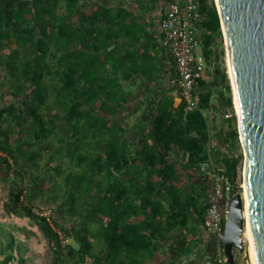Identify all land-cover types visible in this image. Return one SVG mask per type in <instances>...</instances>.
<instances>
[{"label":"trees","instance_id":"1","mask_svg":"<svg viewBox=\"0 0 264 264\" xmlns=\"http://www.w3.org/2000/svg\"><path fill=\"white\" fill-rule=\"evenodd\" d=\"M110 1L115 4L0 0V152L13 160L11 165L0 155V165L20 175L23 161L34 171L48 149L50 162L66 159L72 166L70 187L62 195L40 181L53 204L44 195L45 205L32 203L33 192L26 202L19 200L21 190L15 198L24 214L39 223L54 264H147L168 242L170 231L178 236L186 231L187 240H178L181 247L191 238L199 243L210 201L208 176L200 164L210 157L234 182L233 194L242 191L237 169L243 154L231 87L219 61L224 39L215 5L200 0L199 38L210 81L196 79V106L188 108L182 100L175 106L164 95L155 101L152 92L144 101L155 103L157 113L149 126L129 136L120 116L132 95L126 86L134 74H144L147 83L167 91L164 65L157 59L163 57L161 32L153 19L143 21L127 10L128 1L143 6V0ZM7 94L12 98L5 103ZM205 112L231 113L218 141L219 160ZM53 135L54 149L48 141ZM32 205L51 210L53 227L33 213ZM54 227L78 246L62 244ZM179 246L173 248L177 256L192 250Z\"/></svg>","mask_w":264,"mask_h":264},{"label":"water","instance_id":"2","mask_svg":"<svg viewBox=\"0 0 264 264\" xmlns=\"http://www.w3.org/2000/svg\"><path fill=\"white\" fill-rule=\"evenodd\" d=\"M214 2L224 39L226 72L243 152L242 179L244 176L249 197L257 261L264 264V0ZM159 8L161 10V5ZM244 207L243 191L233 194L220 238L229 264H235L233 246L244 250L241 264H251ZM11 235L12 230L8 232V236Z\"/></svg>","mask_w":264,"mask_h":264},{"label":"crops","instance_id":"3","mask_svg":"<svg viewBox=\"0 0 264 264\" xmlns=\"http://www.w3.org/2000/svg\"><path fill=\"white\" fill-rule=\"evenodd\" d=\"M96 3H100L103 0H89ZM110 4H115V2H111L108 0ZM145 8L140 7V5H137L132 2H127V10L133 15L141 18L143 21H150L153 19L155 22V30H157V33L159 34V19H160V5L161 0H143L141 3ZM152 4H156L155 8L152 7ZM150 6V10H146V7ZM201 50V48H200ZM151 55L156 56L154 51H151ZM158 56V55H157ZM158 61H162L165 69V81L163 84H165V87L167 91H159L157 87L153 83H147L144 79V74L137 73L134 74L131 81L127 84L126 89L132 92V95L128 101V104L126 105V108L121 112V118L124 119L125 124L127 125L129 131V136H135L136 132H139V130L142 127L149 126V122L154 114H156V104L155 103H147L144 101L145 98L150 99L151 93L155 96V101L161 95L168 96L173 100V103L175 106L179 105L182 101L178 94L176 93L175 89L169 85L168 78L170 76H173V65L171 60L166 57L158 56ZM161 63V62H160ZM211 69V68H210ZM210 73H208L207 69L203 75V80L206 82L210 81ZM228 78V76H227ZM229 80V79H228ZM148 95V96H147ZM147 96V97H146ZM153 101V100H152ZM207 113V112H205ZM207 114H210V127H211V145L215 146V155L214 157L216 160H219L221 156L218 154V149L220 148L219 139H222V133L223 130L222 126L224 125V120H226V115H221L220 112H208ZM51 140V138H50ZM49 141V140H48ZM41 146L44 145V143H40ZM57 145V142L55 141L54 144H52V148L54 149ZM51 153L48 149L43 151V154H45L44 163L45 168L49 170L57 169L58 165L57 163H61V173H59L57 170H55L57 173L52 175L48 174L47 177H39L37 178L36 172L39 171L41 168H35L34 171L29 169V166L25 164L23 161H19L21 174L17 175L12 174L9 168H7V165L2 163L0 165V264H54L55 263V257L52 255L50 256L47 252V247L50 248V243L44 238V236L40 233V231H36L34 234L30 232L29 230L31 228L27 227L28 225L33 224L30 217H27L23 210L19 208L17 216L14 218V215L10 214V219L8 218V215L6 214V207H8L10 204H12V199L16 202V196L19 190H21L19 194V200L20 196L23 195V200L25 201L26 198L29 195V192H33L35 194V198L32 203L40 204L41 205V199L43 195L45 196V189H43L42 185L40 184L39 180H46L45 185L49 186L51 188H54V192L56 191L59 195H62L63 192L67 189H69L70 184L68 182V179L70 177V172L72 170L71 164L65 159L62 162L58 160H53L52 162L49 161L47 158V155ZM42 154V155H43ZM0 155L7 160V162L11 163L13 165V160L6 156L5 153L0 152ZM41 155V157H42ZM40 157V158H41ZM39 159L35 164L39 166ZM49 163V164H48ZM30 165V164H29ZM48 166V168L46 167ZM7 169H6V168ZM14 167V166H13ZM5 169L3 171L2 169ZM18 169L17 167H15ZM127 177V176H126ZM63 178L64 182L63 184H60L59 181ZM104 179V178H103ZM72 180V179H71ZM191 181V180H189ZM195 181V182H194ZM43 182V181H42ZM193 184L194 188H196V192L198 191V182L194 178H192V181L190 182ZM59 186V190L56 188ZM89 186H91L89 184ZM50 188V189H51ZM53 192V191H52ZM96 196V194L94 193ZM100 198L104 195V193H99ZM209 195H211V191L209 190ZM44 201H47L50 204H53L51 202V199L48 198V196L44 197ZM26 202V201H25ZM18 204V203H17ZM44 203H42L43 205ZM45 205V204H44ZM63 207V206H62ZM64 209V207L62 208ZM65 210V209H64ZM15 219V220H11ZM60 223L62 225H68L70 224L66 221L60 220ZM190 226L195 225V221H190ZM35 227V225H32ZM189 226V227H190ZM59 229L61 228L60 225L58 226ZM38 229V228H37ZM4 230L6 231L7 235L5 234ZM12 230V235L10 238H8V232ZM185 230H183L181 233L183 235H179L175 231H170V234L168 235V242L163 244V247L160 246L159 252L156 253V256L151 261H148L147 264H159L158 261L160 259L162 260L163 264H189V260L187 259L188 255L192 254L193 252L198 250V237L197 238H191L189 241L185 242V245L182 247L179 246L180 242L183 240H187L185 238ZM3 233L5 238L8 240H5L3 238ZM44 234V233H43ZM69 241L70 238H68ZM179 240V241H178ZM195 243V248H190V243ZM171 247V252L164 251L167 247ZM181 251V249H192L188 253H184L182 255L177 256L176 250L173 248H178ZM174 250V251H173ZM171 254H170V253ZM181 254V253H180Z\"/></svg>","mask_w":264,"mask_h":264},{"label":"built area","instance_id":"4","mask_svg":"<svg viewBox=\"0 0 264 264\" xmlns=\"http://www.w3.org/2000/svg\"><path fill=\"white\" fill-rule=\"evenodd\" d=\"M161 3L160 45L163 56L171 60L174 70L169 83L186 106L192 108L197 104L194 96L196 79L203 77L207 65L200 50V0H161ZM230 115L231 113L226 114L227 117ZM214 160L210 157L200 164L201 171L208 176L211 191L209 204L203 214V229L216 243L215 264H229L220 238L224 233V222L229 213L234 182L217 167ZM239 186L241 187L240 183ZM20 200H23V195L20 196ZM31 207L35 215L44 218L53 227L49 208L41 209L37 205ZM54 230L59 235L61 243L67 244L68 238L64 237L61 230L55 227Z\"/></svg>","mask_w":264,"mask_h":264},{"label":"flooded vegetation","instance_id":"5","mask_svg":"<svg viewBox=\"0 0 264 264\" xmlns=\"http://www.w3.org/2000/svg\"><path fill=\"white\" fill-rule=\"evenodd\" d=\"M11 202L12 204L6 207V212H7L6 214L8 215L9 219H10L9 216H11L10 214L14 215V218L19 217L17 216V213L19 210L18 208L19 204H17L13 199ZM11 220H15V219H11ZM29 220L32 221L33 223L27 226L31 228L29 231L32 232V234H34L36 231L39 232L38 230L39 223L33 220L32 218ZM32 225H35V227H33ZM3 236H4V233H3ZM47 248H48L47 252L51 256L52 255L51 248L49 247ZM232 254L234 256L235 264H241L242 259L244 257V250L236 246H233ZM187 259L189 260L188 262L189 264H215L216 259H217V246H216L215 241L203 231L201 241L198 243V250L188 255Z\"/></svg>","mask_w":264,"mask_h":264},{"label":"rangeland","instance_id":"6","mask_svg":"<svg viewBox=\"0 0 264 264\" xmlns=\"http://www.w3.org/2000/svg\"><path fill=\"white\" fill-rule=\"evenodd\" d=\"M212 4H214L215 5V2H214V0H208V5H212ZM140 7H143V8H145V6H140ZM146 10H150V6H148V7H146ZM224 43V42H223ZM222 49H223V51H224V53H223V56H222V58H220L219 59V61H222L221 62V64H220V66L221 67H225L226 68V62H225V59H226V51H225V45L223 44V46H222ZM207 67L208 66H206V69H207ZM211 67L209 66V69H210ZM226 70H227V68H226ZM206 71V70H205ZM10 101V97H7L6 98V101H5V103H7V102H9ZM51 101V100H50ZM225 121V120H224ZM55 136L56 135H53L52 137H51V140H49V142L51 143V145L52 144H54L55 143ZM11 153V152H10ZM44 158H45V154H43L42 155V157L40 158L41 160L38 162L39 163V167L41 168L39 171H37L36 172V175H37V178H43L44 176L45 177H47L48 176V174H49V172H50V174H52V175H54V174H56L57 172L55 171V170H57V169H53V170H49V169H46L45 168V163H44ZM46 159H49V155H47V158ZM53 160H56V158H52ZM59 163H57V165H58ZM3 171H5V169L3 168L2 169ZM242 171H243V161H242V164H241V166L237 169V182L238 183H242L243 184V179H242ZM39 181H41V180H39ZM63 182H64V180H63V178L59 181V183L60 184H63ZM57 190H59V186L56 188ZM244 189L242 188V191H243ZM243 195H244V191H243ZM245 202V201H244ZM4 232H5V230H4ZM11 236H8V238H10ZM4 239L5 240H7L6 238H5V236H4ZM8 241V240H7ZM70 244H71V246H73V247H77L78 245H77V243L75 242V240H73V239H71V242H70Z\"/></svg>","mask_w":264,"mask_h":264},{"label":"bare ground","instance_id":"7","mask_svg":"<svg viewBox=\"0 0 264 264\" xmlns=\"http://www.w3.org/2000/svg\"><path fill=\"white\" fill-rule=\"evenodd\" d=\"M241 187L244 188V198H245V207H244V217H245V236L248 239L249 243V255L251 264H258L257 261V253H256V245H255V237L252 230V225L250 221V212H249V197L247 194L246 182L243 176V184L241 183Z\"/></svg>","mask_w":264,"mask_h":264},{"label":"clouds","instance_id":"8","mask_svg":"<svg viewBox=\"0 0 264 264\" xmlns=\"http://www.w3.org/2000/svg\"><path fill=\"white\" fill-rule=\"evenodd\" d=\"M7 97H10V100H11V98H12V96H9V94H7V96H6V98ZM20 100V99H19ZM234 108V107H233ZM242 154H243V152H242ZM241 189H242V187H241ZM242 192V191H241ZM235 194V193H234ZM69 241V240H68Z\"/></svg>","mask_w":264,"mask_h":264}]
</instances>
